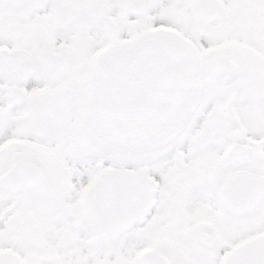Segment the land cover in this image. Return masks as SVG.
I'll use <instances>...</instances> for the list:
<instances>
[{"label": "snow or ice", "instance_id": "1", "mask_svg": "<svg viewBox=\"0 0 264 264\" xmlns=\"http://www.w3.org/2000/svg\"><path fill=\"white\" fill-rule=\"evenodd\" d=\"M0 264H264V0H0Z\"/></svg>", "mask_w": 264, "mask_h": 264}]
</instances>
